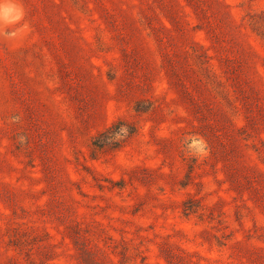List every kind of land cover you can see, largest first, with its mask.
<instances>
[{"label": "rangeland", "instance_id": "1", "mask_svg": "<svg viewBox=\"0 0 264 264\" xmlns=\"http://www.w3.org/2000/svg\"><path fill=\"white\" fill-rule=\"evenodd\" d=\"M22 3L0 264H264V0Z\"/></svg>", "mask_w": 264, "mask_h": 264}, {"label": "clouds", "instance_id": "2", "mask_svg": "<svg viewBox=\"0 0 264 264\" xmlns=\"http://www.w3.org/2000/svg\"><path fill=\"white\" fill-rule=\"evenodd\" d=\"M26 16V11L22 0H0V37L7 40H17L22 38V33L18 27L22 24ZM129 129L126 125L120 128L112 135L110 142L121 141L127 138ZM191 140H185L182 143V151L187 153L188 159H195L200 153L190 147ZM202 150L207 151V144L203 142Z\"/></svg>", "mask_w": 264, "mask_h": 264}]
</instances>
